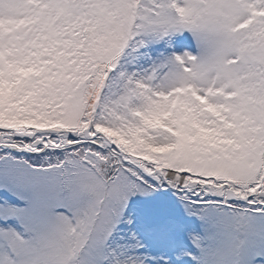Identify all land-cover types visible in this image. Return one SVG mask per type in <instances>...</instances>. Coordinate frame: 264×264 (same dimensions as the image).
Segmentation results:
<instances>
[{
    "label": "snow or ice",
    "instance_id": "1",
    "mask_svg": "<svg viewBox=\"0 0 264 264\" xmlns=\"http://www.w3.org/2000/svg\"><path fill=\"white\" fill-rule=\"evenodd\" d=\"M0 264H264V0H0Z\"/></svg>",
    "mask_w": 264,
    "mask_h": 264
}]
</instances>
